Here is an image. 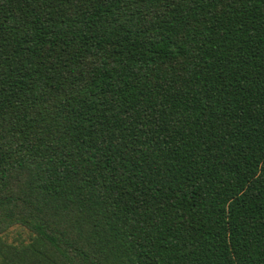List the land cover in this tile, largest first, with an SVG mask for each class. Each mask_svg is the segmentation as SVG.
Wrapping results in <instances>:
<instances>
[{
  "label": "trees",
  "instance_id": "16d2710c",
  "mask_svg": "<svg viewBox=\"0 0 264 264\" xmlns=\"http://www.w3.org/2000/svg\"><path fill=\"white\" fill-rule=\"evenodd\" d=\"M0 264H264V0H0Z\"/></svg>",
  "mask_w": 264,
  "mask_h": 264
},
{
  "label": "rangeland",
  "instance_id": "374dc122",
  "mask_svg": "<svg viewBox=\"0 0 264 264\" xmlns=\"http://www.w3.org/2000/svg\"><path fill=\"white\" fill-rule=\"evenodd\" d=\"M28 237L29 229L27 230L20 225H14L8 229L7 233L3 236V239L9 243L18 244L23 241H28Z\"/></svg>",
  "mask_w": 264,
  "mask_h": 264
}]
</instances>
